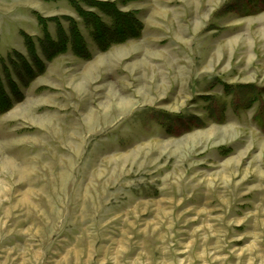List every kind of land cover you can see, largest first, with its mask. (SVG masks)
Segmentation results:
<instances>
[{"label":"rangeland","instance_id":"374dc122","mask_svg":"<svg viewBox=\"0 0 264 264\" xmlns=\"http://www.w3.org/2000/svg\"><path fill=\"white\" fill-rule=\"evenodd\" d=\"M73 1L143 32L102 52L71 0H0V60L45 65L0 115V264H264V0ZM68 18L91 57L47 60Z\"/></svg>","mask_w":264,"mask_h":264},{"label":"trees","instance_id":"16d2710c","mask_svg":"<svg viewBox=\"0 0 264 264\" xmlns=\"http://www.w3.org/2000/svg\"><path fill=\"white\" fill-rule=\"evenodd\" d=\"M71 3L76 6L84 23L91 29L94 41L102 52L109 50L113 45L141 37L143 25L136 15L120 12L114 3L89 2L88 5L96 9L98 13L85 11L76 1L71 0ZM100 13L111 19L112 25H108ZM67 20L70 21L69 31H65L59 24L57 39L45 31L41 50L47 60L64 54L69 45L73 47L76 56L86 59L91 57L88 44L79 27L73 20L69 18ZM25 39L29 58L15 54L7 61L0 60V115L10 111L17 102L24 99L17 81L24 83L27 80L30 83L44 73L45 65L37 54L34 41L26 36Z\"/></svg>","mask_w":264,"mask_h":264}]
</instances>
